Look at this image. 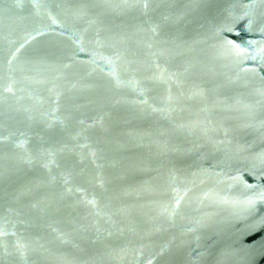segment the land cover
Returning <instances> with one entry per match:
<instances>
[{
	"label": "water",
	"instance_id": "obj_1",
	"mask_svg": "<svg viewBox=\"0 0 264 264\" xmlns=\"http://www.w3.org/2000/svg\"><path fill=\"white\" fill-rule=\"evenodd\" d=\"M0 264H264V0H0Z\"/></svg>",
	"mask_w": 264,
	"mask_h": 264
}]
</instances>
